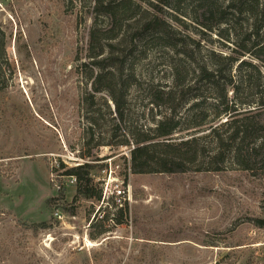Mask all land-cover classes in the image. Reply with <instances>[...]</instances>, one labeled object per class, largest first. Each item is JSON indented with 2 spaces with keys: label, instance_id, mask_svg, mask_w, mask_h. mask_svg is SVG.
<instances>
[{
  "label": "rangeland",
  "instance_id": "1",
  "mask_svg": "<svg viewBox=\"0 0 264 264\" xmlns=\"http://www.w3.org/2000/svg\"><path fill=\"white\" fill-rule=\"evenodd\" d=\"M142 1L144 8L161 9L186 46L128 33L122 49L136 80L120 121L110 95L92 92L89 34L96 20L106 24L96 17L95 0H0L6 51L0 56V264H264V180L239 170L232 158L220 172L208 171L202 159L179 175L128 171L131 133L153 130L165 117L179 122L169 141L195 138L206 154L217 152L211 132L232 120L215 117L222 89L230 105L254 99L245 84L254 86L258 73L242 62L264 77L263 64L250 55L233 66L224 59L237 45H250L251 22L229 17L215 31H203L198 0H172L169 7ZM235 29L238 38L231 36ZM203 67L221 70L220 90L195 85ZM175 69L196 90H178L171 109L152 105V88L174 87ZM195 104L197 113H209L198 127L201 118L191 120ZM230 133L227 126L220 132L224 139ZM94 160L107 165L95 186L102 198L86 201L75 180L63 175ZM117 178L132 196L122 209L113 188L104 196V183ZM120 210L123 224L116 221Z\"/></svg>",
  "mask_w": 264,
  "mask_h": 264
},
{
  "label": "trees",
  "instance_id": "2",
  "mask_svg": "<svg viewBox=\"0 0 264 264\" xmlns=\"http://www.w3.org/2000/svg\"><path fill=\"white\" fill-rule=\"evenodd\" d=\"M171 1L163 0L161 4L163 7H169ZM141 2L143 1L95 0L96 17H102L106 24L99 26L96 20L89 34L86 56L89 65L94 70L91 77L92 92L94 95L104 92L110 95L115 106V114L120 121L123 120L125 114L127 92L136 80L133 69L128 64V56L124 55L122 49L128 33H131L133 39L144 35L152 36L153 43L166 45L169 48L186 46V41L177 38L173 27L164 19L159 7L153 6L149 10L144 8ZM196 2L204 10L196 19L203 31H215L221 24L229 22V17H231L230 22H233V17L242 18L245 16V19L251 22L250 29L252 31L248 33L250 45H237L235 54L227 55L224 59L229 66H233L240 59L250 55L255 61L261 62L264 67V38L262 37L264 0H227L226 7H222L218 1L198 0ZM227 12L230 15H227ZM236 31L235 29L231 36L238 38L239 35ZM0 34L3 35L1 27ZM221 37L225 38V35L221 33ZM4 47V39L0 38V56L6 55ZM242 63L252 67V71L258 73V79L254 86L251 82L245 84V88L252 89L254 92V99L250 102L240 101L230 105L226 90L222 89V93L216 100L219 106H216L218 112L215 117L219 119L222 116H227L232 120H228L211 132V136L216 137L218 142L216 153L206 154L204 149L198 148L195 138L180 143L169 141L170 137L177 132L179 122L174 116L165 117L153 130L148 132L137 130L131 133L132 139H134V148L131 151L130 172L133 175L185 174L189 166L197 165L200 159L203 164L208 166V171L220 172L224 169L228 159L232 158L239 170L247 172L256 180H264V77H261L260 69L253 63L252 65ZM175 73L174 87L152 88L150 93L152 105L171 109V101L174 100L178 90L184 92L185 86H187L186 92L196 90V87L187 84L186 74L183 75L179 69H175ZM220 73L219 69L200 68L195 85L199 81L206 82V84L215 85L220 90L221 81L217 79L220 77ZM235 90L238 92L237 88ZM197 106L199 107V105H193L192 110L195 113L191 120L196 122L201 118V122L195 123L198 127L202 126V122L209 118V113H197V109H195ZM245 106H252V110L243 112L242 108ZM224 126L231 129L230 135L225 139L220 134ZM226 140H229L230 145L225 143ZM128 145L127 141L123 142V146ZM90 157V155L86 156V158ZM99 162L100 160L86 162L83 165L67 169L63 175L75 180L78 197L82 200L100 201L102 198V190L96 192L95 186L97 179L106 171L107 165ZM62 168L66 167L62 164ZM120 212V218H117L116 221L118 224H123L122 211L120 210ZM261 223L264 225V221ZM102 233L104 232L99 234Z\"/></svg>",
  "mask_w": 264,
  "mask_h": 264
},
{
  "label": "built area",
  "instance_id": "3",
  "mask_svg": "<svg viewBox=\"0 0 264 264\" xmlns=\"http://www.w3.org/2000/svg\"><path fill=\"white\" fill-rule=\"evenodd\" d=\"M107 171V169H106ZM130 171V169L128 170ZM112 177V175H111ZM115 180V179H114ZM116 182L113 185H110L109 183H104V196L106 197L108 195V191L109 188H113V195L115 196L114 198V203L117 204V206H119V208H124L126 207L125 205L127 204V202H131L132 200V196H131V192L129 190V186H125L126 181L124 180H120L119 178H117L115 180Z\"/></svg>",
  "mask_w": 264,
  "mask_h": 264
}]
</instances>
